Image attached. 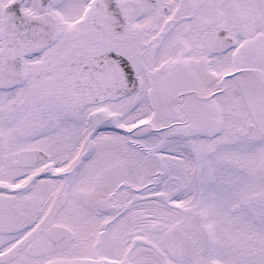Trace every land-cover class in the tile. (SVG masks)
I'll return each mask as SVG.
<instances>
[{"label": "snow or ice", "instance_id": "1", "mask_svg": "<svg viewBox=\"0 0 264 264\" xmlns=\"http://www.w3.org/2000/svg\"><path fill=\"white\" fill-rule=\"evenodd\" d=\"M0 264H264V0H0Z\"/></svg>", "mask_w": 264, "mask_h": 264}]
</instances>
